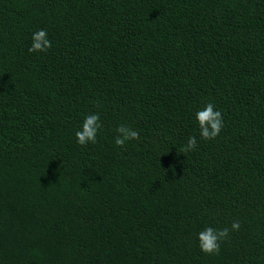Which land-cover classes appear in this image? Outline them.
Listing matches in <instances>:
<instances>
[{
    "label": "trees",
    "instance_id": "trees-1",
    "mask_svg": "<svg viewBox=\"0 0 264 264\" xmlns=\"http://www.w3.org/2000/svg\"><path fill=\"white\" fill-rule=\"evenodd\" d=\"M0 264H264V0H0Z\"/></svg>",
    "mask_w": 264,
    "mask_h": 264
},
{
    "label": "clouds",
    "instance_id": "clouds-1",
    "mask_svg": "<svg viewBox=\"0 0 264 264\" xmlns=\"http://www.w3.org/2000/svg\"><path fill=\"white\" fill-rule=\"evenodd\" d=\"M51 41L47 38V32L44 29L38 30L32 34V44L28 48L31 52H46L51 48ZM200 129V137L204 140L215 139L224 127L223 116L219 110L215 109L212 103H208L202 110L195 114ZM102 127L98 113L89 114L85 117L80 130L75 135L77 143L86 146L89 143L97 142V133ZM115 145L123 148L126 142L138 140L139 133L128 126L120 125L116 129ZM197 147L196 137H189L186 145L181 149L180 153H188ZM170 167H174L170 165ZM241 225L238 221H234L231 229L225 227L223 229H215L211 226L206 227L198 233V242L200 250L205 254H219L220 245L228 239L230 231H238Z\"/></svg>",
    "mask_w": 264,
    "mask_h": 264
}]
</instances>
